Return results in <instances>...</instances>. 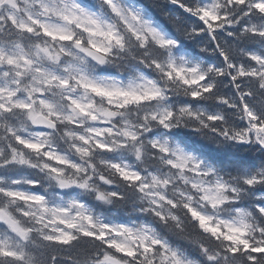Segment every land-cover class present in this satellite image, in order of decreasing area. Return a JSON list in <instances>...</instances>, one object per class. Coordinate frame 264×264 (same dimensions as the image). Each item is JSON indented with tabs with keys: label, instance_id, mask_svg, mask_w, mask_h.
I'll list each match as a JSON object with an SVG mask.
<instances>
[{
	"label": "snow or ice",
	"instance_id": "6c2138e0",
	"mask_svg": "<svg viewBox=\"0 0 264 264\" xmlns=\"http://www.w3.org/2000/svg\"><path fill=\"white\" fill-rule=\"evenodd\" d=\"M0 264H264V0H0Z\"/></svg>",
	"mask_w": 264,
	"mask_h": 264
}]
</instances>
